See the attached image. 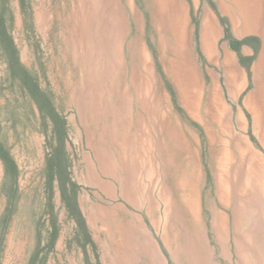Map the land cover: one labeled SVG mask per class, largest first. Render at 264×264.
<instances>
[{"label":"rangeland","instance_id":"1","mask_svg":"<svg viewBox=\"0 0 264 264\" xmlns=\"http://www.w3.org/2000/svg\"><path fill=\"white\" fill-rule=\"evenodd\" d=\"M0 14L36 85L0 41V153L16 166L0 159V264H264V53L235 55L237 90L178 28L177 0H0ZM191 204L205 226L225 216L226 256L209 228L191 242Z\"/></svg>","mask_w":264,"mask_h":264},{"label":"crops","instance_id":"2","mask_svg":"<svg viewBox=\"0 0 264 264\" xmlns=\"http://www.w3.org/2000/svg\"><path fill=\"white\" fill-rule=\"evenodd\" d=\"M177 3L182 7L187 6V16L185 18L182 15L177 19V26L183 29L182 31L184 29L191 31L192 47L197 46L199 52L217 70L223 69L226 86L232 85L234 89L242 90L246 85V80L239 60L254 53H264V0H177ZM193 38H197L196 42ZM188 45L187 37L181 34L179 47L183 52H187ZM237 54L240 55L239 60L235 59ZM231 72L233 73L230 74ZM211 85L213 91L216 92L215 77L212 78ZM231 92L234 98L235 91L231 90ZM237 116L240 117L239 114ZM180 180L182 181L181 178ZM165 203L170 206L175 205L169 197L166 198ZM176 206L175 212L179 220L181 218L180 209H178L180 204L176 202ZM210 214V225L205 226L203 220H200V211L197 206L195 209L193 207L192 223L198 232L193 239L190 238L191 242L196 240L194 243H197L199 240L197 238L202 237L205 228H209L215 235L221 254L226 256L229 248L223 234L225 216L214 209L210 211ZM263 218L264 215L261 219ZM153 254L161 263L157 254L154 252Z\"/></svg>","mask_w":264,"mask_h":264},{"label":"trees","instance_id":"3","mask_svg":"<svg viewBox=\"0 0 264 264\" xmlns=\"http://www.w3.org/2000/svg\"><path fill=\"white\" fill-rule=\"evenodd\" d=\"M0 38H1L0 41H1V44H2L1 45L2 46V50H3V53H4L5 57H6L7 65L9 67L11 73L14 76H17V72L21 71V72L24 73V77H25V79L27 81V82L26 81L25 82L26 83L31 82L29 77L27 76L26 72L22 71V69H19V67H18V60L16 58V50H15V48L13 46V43H12V40H11L10 36L6 32V27H5L4 20H3L1 14H0ZM15 67H18L19 70L16 71L17 68H15ZM31 85L34 88L33 91H35L36 85L33 84L32 82H31ZM0 154H1L0 155V159L2 160L7 173H9L10 175L15 176L16 166H15L14 162L5 153H3V154L0 153ZM57 170L59 172L60 171L63 172L61 170V167H59ZM71 185H73V184H71ZM67 207L70 210V213L76 215L78 223L82 225L83 221L78 215V211H77L76 205L74 203H70V204H67ZM49 248H51V247H49ZM36 260H37V258H36V254H35L34 257L30 258V260L28 261L27 264H36L37 263Z\"/></svg>","mask_w":264,"mask_h":264},{"label":"bare ground","instance_id":"4","mask_svg":"<svg viewBox=\"0 0 264 264\" xmlns=\"http://www.w3.org/2000/svg\"><path fill=\"white\" fill-rule=\"evenodd\" d=\"M224 70H225V69H224ZM227 71H228V70H227ZM232 73H233V72H231L230 74H232ZM230 74H229V75H230ZM227 77H229V76H227ZM230 77H231V76H230ZM230 81H231V80H230ZM232 84H233V83H232Z\"/></svg>","mask_w":264,"mask_h":264}]
</instances>
